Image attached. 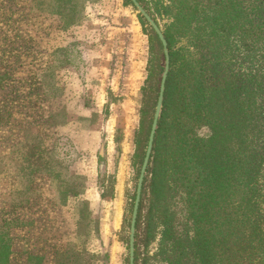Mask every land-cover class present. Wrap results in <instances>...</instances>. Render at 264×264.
Instances as JSON below:
<instances>
[{
	"label": "rangeland",
	"instance_id": "obj_1",
	"mask_svg": "<svg viewBox=\"0 0 264 264\" xmlns=\"http://www.w3.org/2000/svg\"><path fill=\"white\" fill-rule=\"evenodd\" d=\"M47 4L0 0V225L7 221L9 262L129 264L149 25L125 0H86L84 19L65 29ZM153 222L146 264H163Z\"/></svg>",
	"mask_w": 264,
	"mask_h": 264
},
{
	"label": "trees",
	"instance_id": "obj_2",
	"mask_svg": "<svg viewBox=\"0 0 264 264\" xmlns=\"http://www.w3.org/2000/svg\"><path fill=\"white\" fill-rule=\"evenodd\" d=\"M137 1L158 25L166 20L169 70L141 190L134 264H146L154 217L163 264H264V0ZM85 3L48 0L47 6L66 29L84 19ZM145 30L137 173L164 67L156 33ZM5 225L0 264H10ZM27 264L42 262L30 256Z\"/></svg>",
	"mask_w": 264,
	"mask_h": 264
},
{
	"label": "water",
	"instance_id": "obj_3",
	"mask_svg": "<svg viewBox=\"0 0 264 264\" xmlns=\"http://www.w3.org/2000/svg\"><path fill=\"white\" fill-rule=\"evenodd\" d=\"M130 1L136 8L137 12L143 17V19L147 22V24L156 33L162 45L163 54H164V67H163V71L161 74L158 97H157L156 105L154 108V113L152 117V123H151L150 131H149V135H148L145 153L143 156V160H142L138 178H137L135 197H134L133 206H132L131 215H130L129 240H128L129 264H134V250H135L134 243H135V230H136L135 224H136V218H137V213H138L143 180H144L146 169H147L150 156L152 153L154 135L157 129V123H158V119L160 117V113L162 109L165 81H166L168 70H169V52H168L167 42L164 37L163 31L161 27L158 25V23L155 21L153 16L150 15L148 11H146L144 7L137 0H130Z\"/></svg>",
	"mask_w": 264,
	"mask_h": 264
}]
</instances>
